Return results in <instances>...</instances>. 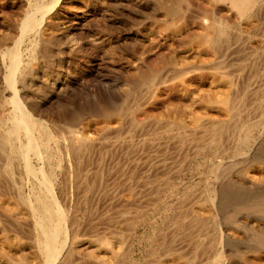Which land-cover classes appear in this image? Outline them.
Listing matches in <instances>:
<instances>
[{
  "label": "bare ground",
  "instance_id": "1",
  "mask_svg": "<svg viewBox=\"0 0 264 264\" xmlns=\"http://www.w3.org/2000/svg\"><path fill=\"white\" fill-rule=\"evenodd\" d=\"M1 1L6 3V0ZM13 1L12 3L19 6L16 10L21 12H16L18 15L8 18L7 21H0V27H5V30L11 29L10 32L14 30V33L9 35L0 29V264H80L86 258L92 263L82 264H227V259H231L235 253L241 255L244 260L243 257L245 255L247 257L249 253L257 256L259 260L258 256L261 257L264 252V219L262 217L264 216V175L257 178L250 175L247 169L253 163L264 165V140L253 136L256 121L253 122L250 118L244 117L240 111L246 101L241 99L242 94L238 91L241 89L237 83L239 76L236 75L235 70L227 67L225 58L233 56L234 53L243 50L242 46H246L241 41L242 36L240 38L238 35L242 32L240 28L247 26L246 24L257 26L256 23L263 20L264 0H76L83 5L80 10H73L66 6L65 0ZM112 4L121 8H124L126 4H134L143 30L146 29L151 35L154 31L158 33L163 31L159 35L168 34L173 38L186 35L190 38L195 31L201 29L202 39L199 36L198 38L201 41L204 40L208 55L211 54L213 57V59L210 57L211 61H209L212 68L216 70V73L219 72L218 74L222 76L220 78L224 79L222 81L230 86L229 93L220 101L222 102L220 107L222 104L225 105L230 113L225 120L216 121L208 116L201 117L203 120L195 118L199 128H209L208 131L205 130V138L203 137L201 141L217 156L218 170L214 173L216 185L209 187L208 190L204 188L206 191L196 192L193 185H189L191 182L187 188L185 187L183 195L181 194L185 196V199L175 195L177 202L171 205V228L173 229L171 241L163 237L161 240L159 237L156 239L153 236L154 238L150 240V252H145L146 255H141L139 258L134 256V250L131 249L138 235L131 236L128 235L130 233L126 235V231H124L126 233L117 231L118 225L112 229L113 224H109L113 221L109 219L106 221L107 224L104 222L106 226H103V223L98 225L96 223L90 225V223L92 235L86 237L77 213L75 215L69 211L62 205L61 200L63 193L68 189V181L72 185L77 184L76 192L81 191L86 194L94 186L90 176L104 173L103 168L92 171L90 162H86L90 157L86 153L94 148L91 146L93 142L85 135L87 127L92 123L101 125L103 130L101 141L102 139L114 141L116 144L122 138L120 130L129 122L126 120L129 116L126 117L125 112L129 111L130 115L132 105L136 103L128 104V98L124 99L121 105L109 106L98 102L96 107L89 109L88 123H85L86 118L81 114L69 113L59 106L57 109L53 107V103L65 98L68 91L75 85L84 83V73L80 72V69L76 68L79 73H82L81 78H78L71 74L69 69L71 65L64 69L60 66L56 71H51L50 66L47 65L56 54L60 57L68 55L69 59H72L77 53V48L82 51L84 43L79 42V38L77 40V37L71 34V30L75 27L71 19L79 15L82 17L84 14H92L97 9L103 10ZM192 25L197 26L198 29L190 28ZM195 36L194 40H197V35ZM200 40L197 42L198 45ZM73 44L77 47L75 48ZM251 52L257 53V49L253 48ZM80 55L82 56L81 53ZM165 61L167 64H163L164 67L171 65V68L169 67L171 70H168L166 74L161 71L163 65L162 67L158 65L162 62H149L148 66L145 64L146 66L138 67L139 74L137 73L136 78L139 80L138 83L159 89L178 77L183 84L189 72L193 73L201 69V65L196 66L193 62L185 60L180 62L172 56L167 57ZM224 68L228 70H223ZM90 75H94L93 71ZM178 83L179 86H183L180 82ZM181 88L185 90L186 86L185 89ZM189 89L191 88L187 90ZM42 90H47L46 94H43ZM174 90H176L175 85ZM187 90L184 94L190 97V91ZM191 95L194 94L191 93ZM189 99L191 101V98ZM206 103H209V100H206ZM144 109V107H138L135 112L140 111L143 117L136 120L132 114L128 125L131 124L135 128L141 126L138 128L144 129L146 125L149 126L154 122L151 114ZM181 113H178L179 117H182ZM234 117H239L238 122H232ZM179 127L180 130L178 129L177 132L182 136L181 138L184 139V136L193 134L187 133L186 130V132L182 131L186 128L184 121L179 124ZM170 128L171 126L165 130ZM230 132L235 133V137L229 135ZM123 133L125 135L124 131ZM153 135H159V133L155 132ZM110 151L108 150L109 153ZM104 155L97 158L99 160L94 167L99 165L103 167ZM113 156H110V162L117 167V172L120 169V174L129 175L131 184L138 183L141 179L149 183L150 176L155 174V167L159 171L162 170L161 176H168L166 180H170L165 166L152 165L153 162L142 161L141 158L136 157L137 155L125 157L122 164L119 157ZM228 163L239 168L231 171ZM120 164L122 167H119ZM131 164L135 165L132 169L129 167ZM65 165L70 167L67 168ZM152 178L155 177L152 176ZM166 183L168 184L169 181ZM166 188L168 187H164L165 190H163L159 186L155 191L166 192ZM128 190L131 194L130 200H136L140 196L141 191H138L136 187L130 186ZM105 192L108 191L105 190ZM171 192L176 193L175 190ZM84 197L86 199L87 196ZM185 203L187 209L184 216L180 213L177 215L176 210L181 209ZM134 206L126 207L125 205V208L119 211L121 215L119 218L122 219L123 225L126 214L137 211ZM211 217H214L213 223L209 221ZM134 219L127 223L130 231L135 228L137 219ZM181 235L183 237H179ZM245 235L250 238V244L244 245L243 242L239 244L238 241H241ZM143 238H138L139 245H145ZM232 238L237 239L235 245L231 244ZM249 262L253 264L252 260Z\"/></svg>",
  "mask_w": 264,
  "mask_h": 264
},
{
  "label": "rangeland",
  "instance_id": "2",
  "mask_svg": "<svg viewBox=\"0 0 264 264\" xmlns=\"http://www.w3.org/2000/svg\"><path fill=\"white\" fill-rule=\"evenodd\" d=\"M78 1L65 0L64 4L73 10H80L82 9L81 7L83 5L80 3L81 4L80 6ZM12 2L14 1L6 0L7 3L6 4V3H2V1L0 0V21L1 20L7 21L8 18L9 19L13 18L14 15H18V13L21 12L20 10L19 12L17 11L19 9V6L15 5ZM8 3L9 4L11 3L10 4L11 6ZM13 4L14 6L12 7ZM107 8L103 9L104 11L97 9V11L92 14H84L85 16L83 15L82 16L83 18L80 17L81 15H79L76 18L73 17L71 19L72 24L75 25L74 29L71 30L72 36L73 37L76 36L77 40L79 38L78 40L79 42L84 43V47L82 48V51L80 48H77L78 50H76L77 52L76 54L79 55L80 57L75 54L74 58L69 59L68 55H66L65 57H60L59 55L56 54L53 56L52 60L48 61L47 65L50 66L49 68L51 71L52 70L56 71L57 68H59L60 66L61 68L64 69L66 68V66L68 67L69 65H71L69 66L71 74H74L76 77L81 78L82 73H84L83 77L85 78V79L83 78L85 84L83 83L81 85H75L71 90L68 91L65 98L57 102H54L53 107L54 108L56 107L55 109H57L59 106V108H61L62 110H66L69 113L76 112L78 114H81L83 117L86 118L85 123H88L89 118L87 119L88 117L87 115L90 112L89 109L96 107L97 106L96 104H98V102L104 103L109 106L121 105L124 102V99L128 98L127 100L128 104L131 105V103H135V102L136 103L132 105L133 106L131 108L132 110L129 109L131 113L130 115H129V111L125 112L126 117L127 115L130 117L132 114H134L133 117H135L136 120L137 118L143 117V115L140 114L139 110H138L139 112H135V111L137 110L138 107H144L145 108L144 110L147 113L151 114L154 122L149 124V126L146 125L147 127H144V129L143 128L139 129L138 127L141 126H136L135 128L131 124L128 125L129 122L131 121L132 116L131 118L128 117L126 120L127 122L128 121L129 122L126 123V126L123 129L120 130V132L123 134V135L120 134L122 138H120L119 142H116V144L114 141L109 142L103 139L101 141L100 138L102 137V131H103L101 125L92 123L90 126H88L87 130L85 131L86 132L85 135L88 139L90 138L89 139L90 141L93 142L91 146L94 148L89 153L88 152L86 153V155L88 154L90 155L89 160H86V162L92 163V164L89 163V165L93 167L92 171L98 169L102 170L103 168L102 172L104 173L103 175L96 174L90 176L91 177L90 179L91 180L93 179L94 181L92 184L94 186L89 192H86V194L81 191L76 192L77 184L72 185L68 181L67 184L68 189L63 193V199L66 200L65 201L63 199L61 200L63 201L62 205L67 207L69 211H72L73 214L75 215L77 213V215L79 216L77 217L81 221L80 223L82 224L84 235L86 237L92 235L91 226H89L90 223H91L90 225H92V223H96L97 225L103 223L102 225L106 226L107 224L106 221L109 219L110 221H113L109 224V225L113 224L112 229L115 228L114 226L118 225L117 231L119 230H121L122 232L126 231L127 233L126 232L124 233H126V235L130 233L128 235L131 236L138 235V237H136L137 240L135 241V243L133 244L131 243L132 244L131 249L134 250V256L135 257L137 256L136 258H139L141 257V255H146L147 252H150L151 250L150 240H152V238L155 237L156 239H158L159 237L160 240L164 238L171 241V235L173 230L171 228L172 227L171 205L172 203L174 204L177 202V198L175 195H177L178 197L180 196L181 199H185V196H181V194L183 195L188 184L191 182L192 183L189 185H193L194 190L196 192H201L203 190L206 191L208 190L209 187L212 188L216 185L214 182L215 181L214 173L215 171L218 170V165H216L218 164L216 158L217 156L213 151L205 147V145L203 144L204 142L201 141L203 137L205 138L206 131H208L209 128L208 127L199 128L195 122L196 119H201V117L204 118L205 116H208L209 118L212 119L214 118L216 121L218 120L223 121L225 120V118L229 116L230 113L227 111V108H225L226 106L222 104V107H220L222 103V102L220 103V101H222V99L227 96V94L229 93L228 91H230L229 90L230 86H227L229 84L223 82L224 79L220 78L222 76L218 74L219 72L216 73L215 72L216 70L212 68V64L211 62H209L211 61L210 60L211 54L208 55L207 53L208 50L204 45L205 44L204 40L202 41L200 40L202 39V33L200 32L201 29H198L197 26H193V25L190 26V28L198 29V31H195V33L192 36H190V38H187L186 35L184 36L182 35V37H176V38L169 37L168 34H165L164 36L159 35V33L163 31H159V33L154 31L152 32L151 35V33L149 34V32H147L146 29L143 30L142 28L143 25H141L140 23V16L137 13V7H135L134 4H128V5L126 4L124 8L112 4L109 5ZM87 15H89L90 17ZM79 20L80 22H78ZM256 24L257 26L254 25L249 26V24H246L248 27L242 26L243 28H240L242 32H239L238 35L240 38L242 36L241 41H243L246 46H242L243 50L234 53L233 56L225 58V63L227 64L228 68L235 70L236 75L239 76L237 77V81H238L237 83L240 85L241 89H239L238 91L240 94H242L241 99H243V101L244 100L246 101V102L244 101L245 104H243L240 111L242 112L244 117L250 118L253 122L256 121L255 125L257 127L255 126L256 130L254 129L253 136L258 139L261 138L260 140L263 141L264 140V127H263L264 126V52H263L264 51V17L263 20L259 21V23L257 22ZM0 29L4 33L6 32L7 34L14 33V30L13 32H10L12 30L11 29H8L9 31L5 30V27H0ZM195 35H197L198 41L194 40V38L196 39ZM198 36L200 39L198 38ZM199 40H200V44L203 45L200 44L198 45L197 42H199ZM73 46L75 48L77 47V45L74 44ZM253 48L257 49V53L254 52L252 54L251 50ZM199 49H202L203 51ZM204 51L207 54L204 53ZM80 53L82 54V56L80 55ZM204 54L206 55V57L209 58V60L208 58L205 57ZM169 56L175 57L180 62L185 60V61L193 62V64H196V66L201 65L200 67L201 72L199 71V69L197 70L198 73L196 71H194L195 73L189 72L188 76L186 75V78H184L185 82L183 84L180 81L181 78L179 79L178 77H176V80L173 79L175 81L171 80L170 82H168V85H164L159 89H155V87H151V86L148 87L143 83L142 84L138 83L139 80L136 79L138 77L137 73L139 74L138 67H142L146 65L148 66L149 62L150 63L162 62L161 64L158 63V65L160 66L163 64L166 65L167 63L165 59ZM202 58H204L205 60ZM201 59L202 61H200ZM211 59H213V57H211ZM206 63H209L210 65ZM75 64L77 65L79 64V66L77 67V65L75 66ZM165 65H163V67ZM202 66L204 67V69ZM163 67L161 68L163 74H166L168 70H171L170 69L171 65H169L170 68L164 67L166 68L165 70L163 69ZM76 68L78 70L80 69L79 71L82 73H79V71L76 70ZM226 69L227 68H224L223 70ZM91 71H93L94 75H90ZM216 78H219L221 81L219 79L217 80ZM178 82H180V84H182L183 86L181 85L179 86ZM201 83H203L204 85H202ZM174 85L176 90H174ZM185 86L186 89L184 88ZM181 87H183L185 90H182ZM189 87L191 89L187 90ZM179 88L180 91H178ZM193 89L195 91H191ZM186 90L190 91V97L185 95ZM46 91L47 90L44 91L42 90L41 92L43 94H46ZM191 93H193L194 95L192 96ZM202 96H204L203 99ZM216 96L222 99L221 100L219 99V101H217L218 98ZM194 97H196L195 98L196 100L194 99ZM189 98H191V101ZM211 98H212V102H211ZM236 98L239 99L240 97H236ZM206 100H209V103H206ZM214 100L217 101V104L216 101L214 103ZM211 103L212 105L214 104L215 106H212ZM218 103L220 104L218 105ZM178 113L182 114V117L180 116L181 118L179 117L180 114L178 115ZM193 118L194 119L196 118L195 121ZM203 118L201 120H203ZM237 119L239 120V117H234L232 119V122H238ZM183 121L187 129L186 128L184 130L182 129V131L184 132L186 130L188 131L187 133H193L194 134V135L192 134L193 136L186 135L184 136L185 137L184 139L181 138L182 136H180L177 131L180 128L179 124H182ZM169 126H171V128L169 129L170 132L169 130H165ZM122 130L125 132V135ZM164 130L166 132H164ZM131 131H133V133ZM155 132H158L159 135H153ZM234 134L235 133L233 132L229 133V135L235 137ZM167 135H169L170 137ZM112 136H113L112 139L114 140L115 135L113 134ZM110 144L112 145V148ZM122 144H123V148H122ZM106 149H108L109 151L111 150L110 153L108 152V150L106 151ZM104 152H106V154ZM101 155L102 156L104 155L105 162L103 164V167L102 165L94 167L97 165V161L99 160L97 158L102 157ZM110 156H113L114 158L119 157L118 159L122 161V164L124 163L125 157L136 156L141 158L142 161H150L151 163L153 162L152 165L155 164L156 166L158 165L165 166L167 168V172L169 174L170 180H166L168 176L167 177L161 176L162 170L159 171L155 167L154 168L155 174L150 176L151 181L148 180L149 183H145L144 182L145 180L141 179L143 182L140 180L141 181V182L139 181L140 183L134 182L131 184L128 178L129 175H123L122 173L120 174L121 172L119 171L120 169H118L119 173L117 172V167L114 166V163L110 162L111 161L109 159ZM94 157H96V159H94ZM122 164H120L119 167H122ZM253 164L247 169L249 171V174L254 175L255 177L263 176L264 165H260L259 163L256 164L253 163ZM228 165H230L229 169H231V171L236 170V168H239V166L238 167L234 166L231 163H228ZM133 166L131 164V166L129 167L132 169ZM65 167L68 168L70 167V165L67 166L65 165ZM128 168L126 169L131 171V169ZM152 176L155 178H152ZM166 181H169L168 184H170L171 186L170 185L167 186L168 184L166 183ZM130 186L136 187L138 191H141L139 192L140 196L136 200L129 199L131 197V194L128 190ZM159 186L160 189L163 190H165L164 187H168V188H166L167 189L166 192L160 190L159 191L160 193H158L155 190H157L156 188L157 187L159 188ZM198 186L200 188L202 187L203 189L201 190L198 189L199 188ZM106 187H108L109 189H107ZM204 188L207 189L205 190ZM171 189L173 191L175 190L176 193L173 194L171 192L172 191ZM105 190L108 192H105ZM84 194L87 196L86 199L84 197L85 196ZM127 201H129L131 204ZM124 204L126 205V207H129L130 205H135L134 207L136 208L137 211H135L132 214H126L125 216L126 219L123 225L122 219L119 218L121 217L119 211L125 208ZM121 206H123V208ZM184 206L181 207V209L176 210L177 215L180 213L184 216L185 209H187L186 203L184 204ZM140 216L142 218H140ZM262 217L264 219V216ZM134 218L137 220H135ZM132 219H134L137 222L136 225L134 226L135 228L131 229L130 231V229H128L127 223ZM209 221L210 223H213L214 217L213 218L211 217ZM89 229L91 232L89 231ZM132 230H134L135 233ZM179 237H183V236L181 235ZM138 238L140 239L143 238L145 240L144 241L145 245L143 244L139 245L138 240L140 239ZM232 239L234 242L231 241V244L235 245L237 243V239L234 238ZM242 242L244 243V245H248L250 244L251 240L247 235H245L241 239V241L240 240L238 241L239 244H243ZM245 256L243 257L245 258L244 260L241 258V255L235 253V255H233L231 259H227V261L226 260L225 261L227 262V264H248V263L251 264L249 261L252 260L253 264L256 262H257L256 264H258V261H260L259 264H264V252L262 253L261 257L258 256L259 260L258 258H256L257 256L255 257L250 253L249 255H247V257ZM75 260L77 261V259ZM87 262L92 263V261L88 258H86L82 263H87ZM82 263L80 262V264Z\"/></svg>",
  "mask_w": 264,
  "mask_h": 264
}]
</instances>
